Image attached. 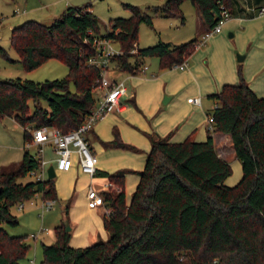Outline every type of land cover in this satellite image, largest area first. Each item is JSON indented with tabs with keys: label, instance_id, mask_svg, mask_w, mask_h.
Here are the masks:
<instances>
[{
	"label": "trees",
	"instance_id": "obj_1",
	"mask_svg": "<svg viewBox=\"0 0 264 264\" xmlns=\"http://www.w3.org/2000/svg\"><path fill=\"white\" fill-rule=\"evenodd\" d=\"M182 1L163 0L154 11L182 21ZM188 1L208 29L229 0ZM88 5H67L49 23L28 18L9 29V45L23 69L49 58L66 67L59 78L0 79V117L11 116L22 127L24 139L28 127L70 130L88 112L99 80L98 68L86 64L94 54L91 34L117 44L122 52L109 60L128 73L137 72L145 56H156L160 68L172 67L194 48L197 38L177 44L157 40L130 52L137 24L150 23V16L124 4L130 14L109 18L104 34H98V17ZM0 53L5 55L1 47ZM209 96L214 101L207 111L211 131L200 141L188 136L177 142L151 138L127 201L121 175H107L119 186L100 193L108 208L102 217L105 239L72 247L66 224L60 221L53 227V241L41 244L38 264H264V96L255 95L241 77ZM211 132L228 135L240 164V177L232 185L223 183L230 165L217 154ZM37 164L24 150L19 161L0 166V223H17L10 207L18 201L36 193L42 199L55 198L52 177L15 181ZM23 236L8 234L0 226V264H17L25 256L29 245Z\"/></svg>",
	"mask_w": 264,
	"mask_h": 264
},
{
	"label": "crops",
	"instance_id": "obj_2",
	"mask_svg": "<svg viewBox=\"0 0 264 264\" xmlns=\"http://www.w3.org/2000/svg\"><path fill=\"white\" fill-rule=\"evenodd\" d=\"M58 1L25 0L27 8L24 14L12 16L10 23L27 17L36 18L38 13L53 19L56 16L54 3ZM68 3L63 2V6L74 5ZM259 6H264V0H229L226 7L228 17L220 25L219 31L211 33L200 45L194 46L184 59L185 66L182 69L160 68L156 56L143 57L135 73L118 70L109 62V75L121 80L125 87L121 96L123 105L118 111L105 113L85 134L88 147L95 156L92 176L79 171L75 154H71V164L67 170H54L53 202L59 203V211L51 222L46 219L52 225L46 229L47 234H41L44 228L39 230L42 228L40 226L35 236L31 237L34 254L39 252L42 243L53 241V227L60 221L67 226L65 230L69 234L68 244L72 247L105 239L107 232L102 225L103 207L87 206V186L100 194L108 189L107 175L119 174L120 186L127 201L137 181V171L141 169L149 149L150 139L165 136L169 141L177 142L188 136L196 141L203 140L208 131H211L206 115L214 101L209 94L217 92L222 84L237 83L241 77L255 95L264 96V14L257 13ZM194 10L188 34V37L192 36L189 39H198L207 29L196 8ZM2 13L3 5L0 1V18ZM8 26L12 27L11 24ZM171 39L173 38H166L165 42L177 44ZM136 46L135 44V49ZM142 65L145 68L141 70ZM93 95L95 98L97 92L94 91ZM193 97L197 98L196 102L189 100ZM8 117L18 124L11 116ZM211 136L217 154L237 169L239 162L232 154L228 135L211 132ZM6 137L8 135L4 131V124H0V138ZM21 138L24 142L23 133ZM0 146L17 154L20 149H24L23 144L20 148L12 144ZM41 158L46 169L47 160L43 158V152ZM44 178H47L46 171ZM34 195L35 198L39 197L38 193ZM27 261L29 264H36L32 259L28 258Z\"/></svg>",
	"mask_w": 264,
	"mask_h": 264
},
{
	"label": "rangeland",
	"instance_id": "obj_3",
	"mask_svg": "<svg viewBox=\"0 0 264 264\" xmlns=\"http://www.w3.org/2000/svg\"><path fill=\"white\" fill-rule=\"evenodd\" d=\"M3 5V13L0 18V47L5 51V55L0 53V79L8 78H26L31 80L41 81L44 79H52L62 77L66 72L65 65L55 59L49 58L37 65L36 67L25 70L22 68L21 63L17 60V55L14 50L10 47L8 41V33L10 27L20 23L23 19L12 22V16L14 15H23L26 10L25 0H0ZM38 1V0H32ZM46 2L47 0H39V2ZM63 2H69L68 4H73L82 6L88 3V8L98 17V34H104L109 18L112 17H127L130 14L128 7L124 4L136 6L141 12L146 13L150 16V23L139 22L136 28V39L135 44L138 47L146 46L153 44L158 39L165 41L166 38H173V42L179 43L188 40L190 26L192 23V16L195 12V8L188 0H183L180 5L181 14L183 16V21L180 23V20L176 17H165L160 15L157 11H154L155 7L161 5L162 0H59L57 3H54L55 14L56 16L60 10L64 7ZM36 18L27 17L25 19L31 18L43 23H49L52 18L42 15V13L36 14ZM227 33H225V37ZM184 38V39H180ZM234 40V38H231ZM230 39V42H232ZM169 40V39H168ZM177 40V41H175ZM114 48L117 47L116 43H112ZM241 55V53H237ZM236 58V57H235ZM72 84H69V89H72ZM29 110L32 108L31 101L28 100ZM0 124H4V131L8 137L0 138V144L7 145L12 144L22 146L23 141L21 138L22 127L19 124H15L13 120L4 116L0 120ZM24 149H20V153L11 152L10 150L4 149L0 146V165L7 164L9 162H17L20 159L21 153ZM34 148L30 147L29 152L33 153ZM43 158L47 160L46 165L51 164V158L54 157L53 152L48 144L42 146ZM5 158H8L5 160ZM10 158V159H9ZM238 163V162H237ZM240 177V164L238 163V168L230 165V173L224 178L223 183L226 185L234 184ZM33 175L26 173L24 175L17 176L15 181L25 182L33 179ZM225 182H229L227 184ZM33 204H28L24 202L22 209L17 210L15 205L10 207V212L16 217L17 223L14 225L1 222L2 226L8 234L11 235H24L23 238L29 244L25 256L21 258L17 264H29L28 258L35 261L38 264L41 258V249L38 253H33V239L29 236L30 233H36V230L42 226L44 230L41 232L42 235L47 234V228H50L46 219L51 220L55 217L59 211V203L52 202L51 206L48 209L40 211V198L33 197ZM41 214V216H40ZM56 222V220L54 221ZM40 234V235H41ZM39 235V236H40ZM37 238V237H36ZM44 240H47L44 237ZM38 241V239H36ZM44 242V241H42ZM52 241H49L46 244H49ZM34 254V255H33Z\"/></svg>",
	"mask_w": 264,
	"mask_h": 264
},
{
	"label": "built area",
	"instance_id": "obj_4",
	"mask_svg": "<svg viewBox=\"0 0 264 264\" xmlns=\"http://www.w3.org/2000/svg\"><path fill=\"white\" fill-rule=\"evenodd\" d=\"M257 13L264 14V6H259ZM228 17L226 8H221L219 17L213 23V25L206 29L198 39H196L194 46L200 45L206 36L211 33L217 32L220 29L222 22ZM91 45L94 49V54L90 55L86 59L87 65H93L99 70V80L94 88L97 95L94 99L93 104L90 106L88 112L85 114L80 123L67 131H60L56 127L41 125L38 127H28V138L23 142V148L29 151L30 147L34 148L31 153L37 160V167L29 174L33 175L35 179H44L45 169L44 160L41 158L42 146L48 143L54 154L53 158V170H67L71 164L70 156L75 154L77 158L78 169L80 172L92 176L95 170V156L90 151L88 144L85 140V134L92 127L93 123L102 117L105 113L118 111L121 109L123 102L121 96L125 92L124 84L119 79L112 78L108 71L110 70L109 57L112 55H118L122 51L119 47L114 48L112 43L113 40L99 35L91 34ZM130 52L135 51V44L129 49ZM185 66V60L180 63L172 65L174 68L182 69ZM145 66L142 65L141 70ZM193 102L197 101V98H191ZM208 128L211 129V116L206 115ZM107 187H113L114 190L118 189V186L113 185L110 181L106 183ZM32 197L18 201L15 206L16 209H21L24 202L33 204ZM53 202V199H42L40 198V210L48 209ZM86 204L88 207H95L100 205L103 207V211L107 212L108 208L104 206L102 197L97 193L91 186H87L86 190ZM43 230V228H39ZM30 237H34V233L29 234Z\"/></svg>",
	"mask_w": 264,
	"mask_h": 264
},
{
	"label": "water",
	"instance_id": "obj_5",
	"mask_svg": "<svg viewBox=\"0 0 264 264\" xmlns=\"http://www.w3.org/2000/svg\"><path fill=\"white\" fill-rule=\"evenodd\" d=\"M45 171H46L47 178L53 177L54 170H53L52 164H48ZM65 229H67V226L65 227Z\"/></svg>",
	"mask_w": 264,
	"mask_h": 264
}]
</instances>
